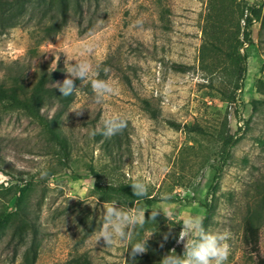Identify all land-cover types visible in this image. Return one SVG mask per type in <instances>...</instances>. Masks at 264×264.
Returning <instances> with one entry per match:
<instances>
[{
	"label": "rangeland",
	"instance_id": "374dc122",
	"mask_svg": "<svg viewBox=\"0 0 264 264\" xmlns=\"http://www.w3.org/2000/svg\"><path fill=\"white\" fill-rule=\"evenodd\" d=\"M259 2L90 0L50 38L28 13L0 30V77L20 68L32 82L40 63L53 84L75 82L68 103L41 107L68 140L66 163L36 120L0 106V209L16 192L36 226L34 258H25L31 233L18 244L7 230L0 264H171L177 254L191 264H264V222L244 220L257 186L264 198V23L253 22L239 49L243 76L227 57L237 6ZM225 129L237 139L210 199ZM89 164L103 182L131 181L157 200H99Z\"/></svg>",
	"mask_w": 264,
	"mask_h": 264
},
{
	"label": "trees",
	"instance_id": "16d2710c",
	"mask_svg": "<svg viewBox=\"0 0 264 264\" xmlns=\"http://www.w3.org/2000/svg\"><path fill=\"white\" fill-rule=\"evenodd\" d=\"M90 0H0V30L8 25L16 23L18 17L28 13L30 18L38 15L40 21L37 22L40 39L50 38L58 33L69 21V18L80 16L83 13V7L89 4ZM237 23L233 31L235 43L229 45L227 57L236 66H239V73L243 76L245 72L246 54L240 53L239 49L244 43L251 42L250 27L254 21L264 23V7L259 3H244L237 6ZM240 35V37H239ZM182 67V66H179ZM182 69V68H178ZM53 72L39 63L34 68V79L32 82H26L23 77L22 69L10 70L0 77V106L9 110H20L27 116L36 120L47 134L55 147V154L66 163L69 158V144L67 138L62 134L57 124L56 115L46 116L42 113L41 107L50 103L66 104L72 99L75 82H60L53 84ZM237 87V86H236ZM258 91L260 89L258 88ZM230 101H234V95L230 94ZM144 108L155 115L154 109L147 100H144ZM175 129L184 127L189 131L201 128H195L191 125L174 121H167ZM219 146L212 163L211 182L208 186L207 195L210 199L213 197L220 173L226 164L230 155V149L236 141V136L227 129L218 133ZM107 144V140H105ZM90 175H93L92 192L101 201H110L117 199L123 203H133L142 201L151 205L157 200L156 197L148 194L143 188L135 185L131 181L127 182H103L100 174L91 164L88 165ZM259 196L255 197L252 204H247L244 220L250 227H259L264 222V198L262 196V186L256 187ZM202 202L204 207V216L199 222V234L196 236V243H201L202 234L205 231L206 224L211 211V200ZM29 212L20 204V198L13 192L7 199L4 208L0 209V235L9 230V239H15L18 244L25 243L28 233L30 241L26 253V260L34 258V249L32 244L35 240L36 226ZM167 261L171 264H191L184 255L168 256ZM65 264H91L85 256H75L66 261Z\"/></svg>",
	"mask_w": 264,
	"mask_h": 264
}]
</instances>
